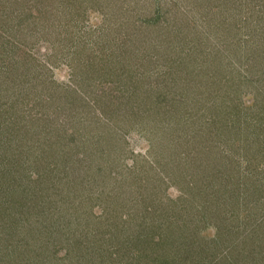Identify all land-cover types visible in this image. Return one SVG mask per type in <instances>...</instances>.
<instances>
[{"label":"rangeland","instance_id":"rangeland-1","mask_svg":"<svg viewBox=\"0 0 264 264\" xmlns=\"http://www.w3.org/2000/svg\"><path fill=\"white\" fill-rule=\"evenodd\" d=\"M44 4L47 11L41 19L34 22L31 16L20 22L25 36L6 26L5 36L0 37L3 57L13 54V60L4 59L6 66L0 58V210L4 202L17 209L9 218L0 217V264H51L49 252L57 249L56 254L63 255L66 243L51 230L60 225L62 216L80 211L75 209L78 198L81 206L92 205L99 220L88 225L101 221L100 235L105 225L115 229L120 216L126 219L128 209L135 211L134 222L143 216L169 215V225L164 222L163 227L169 226L173 234V262L183 256L177 240L188 232L196 233L205 245L214 237L225 238V245L228 238L240 241L247 224L255 223L241 211L254 204V214L264 212V186L246 202H238L233 189L236 193L226 204L220 189L228 192L236 187L244 179L238 174L250 179L264 176L263 144L257 143L263 150L253 155L258 153L261 159L253 157L249 164L230 152L233 140L223 131L228 120L222 116H211L203 108L195 123L180 125L173 115L188 107L173 99L184 96L176 95L178 87L159 75L166 69L163 57L170 63L189 55L195 62L204 59L216 76L231 70L236 83L240 74L242 78L250 73L251 54L255 52L264 64V0H91L82 8L74 7L79 10L75 14L74 8L50 7L48 0ZM252 37L256 50L250 53L245 39L251 42ZM180 70L176 68L177 73ZM241 88V123L253 119L255 127L264 131V79L244 82ZM255 93L263 96L254 101L257 104L252 101ZM240 134L250 136V129ZM209 153L220 157L201 159ZM89 161L111 172L109 182L85 168ZM208 161L215 166L207 171L210 174L200 167ZM216 168L226 174L223 182ZM85 176L98 184L102 181L92 200L79 180ZM187 186L188 195L179 198L180 188ZM101 188L106 191L98 197ZM115 195L117 203H112ZM215 216L219 227L224 226L219 233L208 222ZM13 219L22 223L15 235L8 229ZM148 225L156 226L153 239L158 240L148 247H163L167 233L156 224ZM132 230L133 225L123 233L130 239ZM108 234L97 239L99 250L108 245ZM31 246H35L32 252ZM235 249H228L232 256ZM250 256L240 258L238 264H253L255 255Z\"/></svg>","mask_w":264,"mask_h":264},{"label":"trees","instance_id":"trees-1","mask_svg":"<svg viewBox=\"0 0 264 264\" xmlns=\"http://www.w3.org/2000/svg\"><path fill=\"white\" fill-rule=\"evenodd\" d=\"M44 1L45 0H0V27H1L0 37L5 36L3 30H6L7 27H16L13 33L25 36L21 32L22 24L20 22L30 18L31 16L34 19V22L37 21V19H41L43 11L44 12L47 11L46 8L47 5L44 4ZM48 1L51 2V4L48 6L50 7L53 6L54 8L63 10L68 8L73 9L74 7L82 8L85 4L89 5V1L91 0H48ZM75 1H77L78 4L75 5ZM192 1L196 2L198 0L196 1L192 0ZM209 1L214 2L216 0H209ZM224 1L226 2L229 0H224ZM70 5H72V7ZM263 6L264 5H262L261 7ZM76 10L77 9L74 8L73 14L79 11ZM263 10H261V12ZM14 19L17 20L18 22L17 24L13 23ZM1 22H4L3 28ZM15 34L11 33L13 37L15 36ZM252 38L253 39L251 42H249L250 41L249 38L245 39V42H247V44L245 45H248V47L250 48L249 50L250 53L253 50H256L255 42L253 41L255 40V38L254 37ZM229 50H228L229 53L228 55H230ZM253 54H251V58L252 57L253 58L249 64L250 73L246 74L242 78H241L242 74H240L237 83L235 81V76L233 75L231 70H227L228 72L226 73L224 72L225 74L222 73V75L216 76L214 75V73L211 72L209 65L205 63L206 60L203 59L202 63L195 62L194 60L190 59L189 57L190 55L188 56V59L186 58V56L182 57L179 63L176 62V60L179 61V58L174 60L173 63H170L169 60H166L167 58L163 57L164 61L162 65H164L166 69H164L163 73L159 75V77H162L163 82L166 79H170V81L174 83L175 87L176 86L178 87V89H176L177 91L176 95L184 96L182 100L180 99V97L174 98L173 103L177 101H181L182 104H185L188 107L183 110V114L181 112L177 116L173 115L174 117L173 119L177 117L178 119L177 122L180 125L182 123H184V125H187L186 123H195L196 120L194 118L196 117L198 118L203 108L206 109L211 116H215V114L222 116L223 119L229 121L223 123L222 127L224 132L230 134V140L231 141L233 140V142H231L232 145L230 146V152L235 154L236 159L248 161L247 163L249 164L251 159H253V157L260 158L258 153L256 156H253L254 152H259L263 150L262 148L257 146V143L263 144V148H264V131L260 129L258 130L255 127L253 119L246 118L243 120L242 123L240 121V115L242 114L241 109L244 108V104H241L243 103V101L241 100L242 97L239 96L240 95L239 91L242 90L241 84H243L244 82H252V81L255 84L257 81L261 80L262 78L264 79V64L257 61L255 55ZM0 58H2L6 66L7 62H5L4 59L13 60V54H11L10 56L3 57V54L0 52ZM206 58L207 57H205V59ZM212 62H214V60H212ZM180 67L181 70L180 73L178 72L179 73L178 74L176 68H180ZM249 74L251 78H247ZM193 87L194 88L196 87L195 91L192 90ZM261 97L263 98L262 95L259 94L258 96L255 93L253 95L252 101L253 102L257 101L261 99ZM186 99L188 101L190 100L189 103H184ZM207 100L210 101L208 105H207ZM248 107H253V106H248ZM204 115L205 112L203 111L201 116ZM250 116L252 117V113H250ZM179 117L184 118L182 119L184 120V122H180L181 119ZM244 128L250 129V136L247 134L246 136H241L240 131H242ZM168 129H166V131ZM173 133L175 132L173 131ZM176 143L178 142H174L175 145ZM153 147H155V145L152 146L151 148ZM203 155L204 156L201 159L205 160V162L207 160L215 161L216 157H220V156L210 155V153L209 155L208 154H203ZM226 156H229V152ZM84 157L85 155H83L79 160L83 159ZM76 161L78 162L77 159ZM101 166L102 165L99 166V164L97 165L89 161L88 165H86L85 168L87 170H90L91 173L93 174L96 173L100 174V176L105 178L106 182L104 183H107L109 182L108 180H110L111 178V172L103 171ZM200 167H202L201 169L203 173L207 174L208 173L207 171L209 170L213 171L215 166H209V161H208L207 164L201 163ZM203 168H205L206 171ZM217 171L219 172L216 173L217 177L219 178L217 179L220 182H223V178L225 177L226 174L221 172V169H217ZM240 176L244 177V179H242L243 181L239 182V184L242 186L238 184L236 185V187L231 188L228 192H225L223 190V187L220 189L222 190L221 192L222 195H220V198L223 203L226 204L227 201L233 197L236 191H237L236 194H238L237 195L238 202L240 200L246 202L247 201L245 200L246 198L251 199V196L257 193V190H261L262 188L261 185L263 184L264 186V176L261 179H257V178L250 179V177H248L247 174H238V177ZM88 178L89 177L85 176L84 178H81L79 180H81V184L83 185V187L88 188L89 190L87 199L92 200L90 198L91 196L94 195L93 191H96L98 189L97 185L101 184L102 181H99L98 184L96 180L97 182L96 184L94 180ZM113 180L114 178L111 180V182ZM226 184L228 183H224L222 185L225 186ZM250 187H252V189H250ZM180 189H181L180 190L181 194H179L178 197L183 199L184 196H185L184 198H186V196L188 195V193H186L187 190H190L191 188L187 186V188L181 187ZM233 189H236V191ZM104 191L106 190L101 188L99 193H97L98 197L102 196ZM241 192L243 194H241ZM6 195L10 200L12 199L9 193H6ZM112 197H114V195ZM116 197L117 196L115 195L114 201H112V203H117ZM192 200H194L193 196H192ZM80 202H81L80 198H78L75 201L76 203L75 209L76 207H80L79 212H75L74 216L73 214H71L73 213L72 211L69 212L74 218L72 216H71L72 218L67 216H62L60 218V225L59 224L58 226L57 225L55 226V224L53 225L56 228L52 229L51 232L54 233V236L55 235L57 237L61 236L63 238L62 241L66 243V247L62 246V250H64L63 255H58V253L56 254L57 249L51 252V254L49 252V256L47 258H50L51 264H214L216 263V261L219 260L220 255L223 258H221L216 264H238V260L240 258H244L247 260L248 256L251 257L250 255L253 256V254L255 255L253 256V260H251L253 261V264H264V212L261 211L262 212L261 214L259 213L254 214L255 212L251 211L252 206L254 204H252V206L249 205V208H244V209L242 208L243 210H246L248 213L246 214L242 210L241 213L243 214V216L252 217L251 219L255 223H251L249 225L247 224V226L244 228V230H246V233L245 234L242 233L239 235V236L243 235L241 236L240 241L234 243V242H230L228 238V243L227 245H225L224 244L225 238L217 240V238L214 237L213 239L212 238L208 239L205 245L201 243L202 238H199L197 235H195L196 233L188 232L185 234L186 235L185 237L181 235L183 238L177 240L176 248H178L179 253L182 250L184 254L181 257V259L173 262V248H174L173 234L169 233V226H167L166 228L163 227L164 222H166L169 225V219H168L169 215L167 216V214L166 215L156 214L157 217L152 216V219L143 216L140 221L137 220L136 222H134L135 211L134 209H130V210L128 209V212H126L127 214L125 216L126 219H122L120 216L119 221L121 223L119 224L118 222L119 225L115 226V229H113L112 227L109 228L105 225L104 230H102L103 234L100 235L98 233L97 225L100 224L101 221L99 223H96L95 225H91V226L88 225L91 220L92 221L99 220L98 217L95 216L94 213L92 212L91 209L92 205L89 204L90 207L81 206ZM4 203H6V205L3 206L2 209L0 210V217L9 218L11 214L17 213V209L16 208L14 209V207L11 206L9 202H4ZM134 203H136V201ZM155 208L154 211L157 212L158 210ZM7 209L9 210L6 213H4V211H6ZM231 211L234 210L232 209ZM158 217L160 218L159 220ZM14 218L17 217H15L14 215ZM217 218L218 216H215V219L214 217L208 218V222L212 223V225L216 227L217 232L218 231L220 232V228L221 231H223L224 226L219 227ZM129 221L133 223L129 224ZM148 224H156L160 232L164 231L165 233H167L168 241L165 240L163 241L162 244L163 247L160 248L158 246L148 247L147 243H153L158 241L153 239V235L156 233L154 230L156 226H151ZM8 225H9L8 229L11 231L12 235L17 234L19 230L22 228L21 227L22 223L19 222V219H13L12 222L8 223ZM131 225H133V230H132L131 238L129 239V237L125 233H123V231L125 227L127 229L128 227H131ZM260 225H262L263 227H260ZM75 227H83L84 229L79 230ZM148 227L149 229L147 230L146 228ZM78 230L80 232H78ZM146 230L147 233H145ZM195 230L198 231L196 228ZM135 231L137 232L142 231V232L139 234V236H137L135 235ZM43 232L46 231L44 230ZM105 233H109L108 234L109 236L106 237L107 239L106 243L108 245L105 247L102 246V248L99 250L98 249L99 244L97 239H101L105 235ZM220 234L223 235L222 232ZM251 244H253L254 246L252 245L253 247H251ZM221 245H222L221 251H217L216 247H219ZM35 246H31L32 247V249L30 250L31 252L35 248ZM232 246L233 247L235 246L236 248L234 250L235 253H233L234 256H232V253H229L228 250L229 248H233ZM25 251L27 252L26 248ZM139 251L140 253L136 255V252L138 253ZM167 253L170 255V257H167ZM168 260L170 262H167ZM28 263L31 262L28 261Z\"/></svg>","mask_w":264,"mask_h":264}]
</instances>
